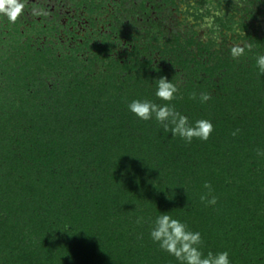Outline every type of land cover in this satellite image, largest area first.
<instances>
[{"label":"trees","instance_id":"16d2710c","mask_svg":"<svg viewBox=\"0 0 264 264\" xmlns=\"http://www.w3.org/2000/svg\"><path fill=\"white\" fill-rule=\"evenodd\" d=\"M156 1L116 0L98 37L0 14V264H180L150 236L165 212L201 234L205 256L264 264V0H241L237 28L206 40L176 20L164 28ZM209 3L220 1L195 0ZM244 43L252 51L234 60ZM162 76L190 124L211 121L207 141L130 111L167 103L155 96ZM205 183L215 205L200 199Z\"/></svg>","mask_w":264,"mask_h":264},{"label":"clouds","instance_id":"9594fccd","mask_svg":"<svg viewBox=\"0 0 264 264\" xmlns=\"http://www.w3.org/2000/svg\"><path fill=\"white\" fill-rule=\"evenodd\" d=\"M23 9V4L19 0H0V14L7 15L8 19L15 21ZM252 51V44H236L230 48L231 56L234 60H239ZM256 65L261 74H264V54L256 57ZM156 92L155 96L167 103L161 105L150 100H133L129 105V109L139 119L148 121L153 118L164 128L165 131L171 133L172 136H179L186 142L191 143L194 138L207 141L214 131V126L210 120L199 119L194 125L189 123L188 117L178 112L171 101L177 99L176 93L179 91L176 84L162 76L155 80ZM196 99L193 93L190 97ZM211 99L209 93H201L199 100L206 103ZM239 129L232 133L235 136ZM264 155V153H258ZM204 187L208 189V193L202 194L200 199L209 205H215L217 198L211 195V185L205 183ZM152 240L159 244L160 248L168 254L174 256L180 264H230L229 254L227 251L213 254L211 251L205 256L200 250L203 243L199 232L191 231L187 225L179 219L173 218L167 212L161 213L154 221V226L150 233Z\"/></svg>","mask_w":264,"mask_h":264},{"label":"rangeland","instance_id":"374dc122","mask_svg":"<svg viewBox=\"0 0 264 264\" xmlns=\"http://www.w3.org/2000/svg\"><path fill=\"white\" fill-rule=\"evenodd\" d=\"M219 1L218 5L209 3V5L201 6L196 5L195 0H157L158 12H151L150 17L156 16V13L159 14L158 19L168 17L164 28L171 27L175 23L173 20H176L180 28H191L192 31L198 32L203 40H206L207 36H218L217 29L221 28L220 26L231 25L228 20L235 6L240 8L242 2L241 0H230L228 4L225 0ZM114 2L116 0H25L23 11L27 18L35 16L37 23L55 17L60 25L57 36L61 39H64L66 34L64 27H67L68 32L80 38L91 32L98 37L99 34L108 32L106 29L112 28L111 26L117 20L114 16L118 7L113 5ZM237 13L239 14L238 11ZM238 18L239 15L234 20ZM73 22L74 25H72ZM231 27L237 28L235 24ZM211 30L217 32L211 33ZM123 35L121 38H124ZM153 57L157 58V52Z\"/></svg>","mask_w":264,"mask_h":264}]
</instances>
